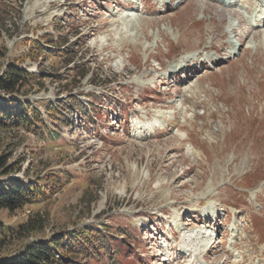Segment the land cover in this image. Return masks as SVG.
<instances>
[{
	"label": "rangeland",
	"instance_id": "rangeland-1",
	"mask_svg": "<svg viewBox=\"0 0 264 264\" xmlns=\"http://www.w3.org/2000/svg\"><path fill=\"white\" fill-rule=\"evenodd\" d=\"M165 1L0 0V77L12 66L28 72L14 95L36 105L58 134L0 133L10 178L41 191L2 211L4 257L54 235L93 231L116 247L80 245L72 264L228 263L224 250L240 235L227 229L237 221L248 228L253 264L264 263V16L251 19L256 0L252 13L244 9L250 0ZM187 56L196 58L186 71L166 78ZM47 105H59L55 115ZM161 118L182 129L141 133ZM212 205L221 222L215 235V225L197 221ZM35 220L45 221L43 231L24 238L20 227ZM177 223L189 224L178 231ZM206 227L207 237L226 240L209 248V261L205 241L190 234Z\"/></svg>",
	"mask_w": 264,
	"mask_h": 264
},
{
	"label": "trees",
	"instance_id": "trees-1",
	"mask_svg": "<svg viewBox=\"0 0 264 264\" xmlns=\"http://www.w3.org/2000/svg\"><path fill=\"white\" fill-rule=\"evenodd\" d=\"M30 77L25 70L13 66L7 67L6 72L0 77V92L9 94L6 101L2 102L0 100V133L22 128L44 139L45 130H47L49 137L55 138L58 134L52 136L51 130L45 128L44 121L36 105L25 98L19 99L14 95L19 92L20 88H23V84L28 83L27 80ZM73 103H75L74 100ZM57 106L59 105H55V107ZM55 107L52 105L46 106L49 116L55 115L53 113ZM60 108L63 109L62 106ZM56 111L59 110L56 109ZM79 113H82V108H80ZM2 143L0 138V217L2 211L13 213L31 204L41 195L38 183L31 180L22 181L10 178L13 170L7 162L6 155L2 152ZM44 223L43 220H35L22 225L20 229L23 230L21 232L23 237L28 238L35 232L43 231ZM6 230V227L0 222V264H72L76 263V257L81 255V252H79L81 250L80 245L83 247L99 245L106 250V244L111 243L109 240H106V242L96 240V234L93 231L90 233L77 231L65 238L54 235L46 240L31 242L20 253L10 258L3 256V252L8 245ZM90 237H95V239L89 240ZM111 244L116 247V244ZM117 251V249L114 250V253L116 254ZM63 254H70L71 258L68 259ZM108 254H110V251L103 255L107 256ZM112 263H116V260L114 259Z\"/></svg>",
	"mask_w": 264,
	"mask_h": 264
},
{
	"label": "bare ground",
	"instance_id": "bare-ground-1",
	"mask_svg": "<svg viewBox=\"0 0 264 264\" xmlns=\"http://www.w3.org/2000/svg\"><path fill=\"white\" fill-rule=\"evenodd\" d=\"M123 1H125V0H123ZM114 2L116 4H119L121 2V0H114ZM232 3H236L237 4V1H231L230 4H227L226 3L225 6L231 5ZM250 3H251V5L249 4V6L247 5L244 8L247 13H252L253 12V7H254L253 6V2L250 0ZM255 3L257 4L258 7H260V10L259 11H256V13H252V15H251V17H252L251 19L252 20H255V19L257 20L258 18L260 19L262 16H264V0H256ZM224 4H225V2H224ZM136 8H137V6H136ZM260 22H264V19H260ZM262 25L263 24L261 23L259 26H262ZM108 33L109 34H112L110 31ZM239 44H240V42H239ZM240 46H241V44H240ZM239 51L241 52V48L236 51L234 57L235 56H238V55L239 56L241 55V53ZM183 58H184V60L181 61V59H183ZM183 58H181L179 61H177L176 63H173L171 65V68H173V70L171 69L170 71H168V72H166L164 74L166 76V78L170 79V77L172 75L179 74L180 71H181V73H184L186 71V69H187L185 67L186 60L187 59L188 60L189 59H195L196 56H193V57L187 56V57H183ZM160 88H161V86H160ZM144 92L146 93L147 91L144 90ZM155 122L156 123H153V125L151 126L150 129L147 130V128H146L145 130H142L141 133L145 132V133H147V136L148 137H150V136L151 137H154V136H156V134L158 132L160 133L161 128H163L162 131H167V132H172L175 128L178 129V130L179 129H182L181 128V125L179 124V122H177L175 120V118H173L172 120H169V121H166V120L164 121V119L161 118L159 121H155ZM160 122L162 123V125L159 124ZM141 128L144 129V127H142V126H141ZM138 132L139 131H136V133H138ZM210 185H211V183H210ZM208 186H209V184H208ZM197 213L199 214V216L202 215V218H197V221L199 220L198 223L203 224V223L206 222V226H208V227H213V225H215V229L214 230L212 229V231H211V234H214L215 235V232H216L215 230H219V228H220L219 227V224H221V222L218 223V224H216V222H215L216 219H217V216H218V209H217V207H213V205L210 206V207H208V206L202 207L201 209H199L197 211ZM211 220L213 221V223L210 225L209 222H211ZM188 224L189 223L182 225V224H178L177 223L176 224L177 230L180 231L181 227H185ZM227 225H229V224H227ZM208 227L202 228L204 231L202 229H200L199 232L194 231V230L199 229V227L196 228V229H194V230H190V234L192 235V236L191 235L190 236H191V239L192 240H195L196 239V241L199 242V243H202V242L205 241L206 244H204L202 247H200L201 248V251H203L204 253L210 252L209 248L210 249L211 248H215L214 244H217L215 242L216 240H220L221 239L219 241L220 247L222 245H224V243L226 241L225 240V237H223V238H218L217 237V238H215V241L211 237H207L206 236V233H207L206 231L209 232V230L207 229ZM234 227H235V229L231 228V225H230L228 228L229 229H232V230L227 229V232L229 233L230 231H232L233 233H232V236L231 237H233V238L239 234L240 235V240H238L236 242L234 241L231 244V247H232V250L233 251H231L229 249L228 250H226V249L224 250V254L226 256H228V258H229V261L227 260L228 263L226 261H223V263H215V264H229L231 262L230 259L235 257L234 251H238L239 252V257H238L239 260L237 262H234L233 264H253L252 256L255 255L256 252H255V250L253 248L251 249V251H247L246 250V247L248 245L249 246H253L252 240L246 236V234L248 232V228L246 226H241L240 227V223L237 222V221L234 224ZM234 233H236V234H234ZM226 234L227 233L223 232V235L224 236H226ZM197 249H199V248H197ZM208 254L209 253L203 255L202 259L203 260L205 259V260L209 261V255ZM257 264H262V262L259 261Z\"/></svg>",
	"mask_w": 264,
	"mask_h": 264
}]
</instances>
